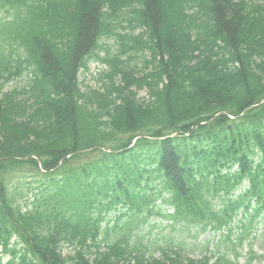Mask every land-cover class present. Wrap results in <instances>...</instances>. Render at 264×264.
I'll return each mask as SVG.
<instances>
[{"label": "trees", "instance_id": "1", "mask_svg": "<svg viewBox=\"0 0 264 264\" xmlns=\"http://www.w3.org/2000/svg\"><path fill=\"white\" fill-rule=\"evenodd\" d=\"M91 58L97 88L78 77ZM263 99L264 0H0V253L237 264L256 232L235 217L264 212ZM155 217L218 243L195 260L143 229Z\"/></svg>", "mask_w": 264, "mask_h": 264}, {"label": "rangeland", "instance_id": "2", "mask_svg": "<svg viewBox=\"0 0 264 264\" xmlns=\"http://www.w3.org/2000/svg\"><path fill=\"white\" fill-rule=\"evenodd\" d=\"M98 77V73H97V68L95 67V66H91V70H90V73H88V74H80V76H79V80L80 81H82L83 82V87H95V86H97V84H96V81H95V79ZM145 93L144 92H141L140 93V95H144ZM156 219V218H155ZM154 219V220H155ZM153 220V221H154ZM150 225L152 226L153 225V223H150ZM152 236L153 235H155L156 234V229H154L153 231H152ZM181 236H177V238H180ZM208 237V235H203L201 238H200V240H202V239H204V238H207ZM198 244V243H197ZM64 251V250H63ZM246 251H247V248L245 247L244 249H243V251H242V253L243 254H245L246 253ZM253 251L256 253V255H258V256H260V255H262V254H264V239L263 238H261V239H258V240H256L255 241V243H254V246H253ZM66 251H64V253H65ZM199 252L198 251H196V255H192V257H195V258H199L200 256H197V254H198ZM244 261H245V258H243V259H241L240 260V264H243L244 263ZM5 262H6V260H2L1 261V264H5ZM253 264H264L263 263V261H262V259H256L255 261H254V263Z\"/></svg>", "mask_w": 264, "mask_h": 264}]
</instances>
